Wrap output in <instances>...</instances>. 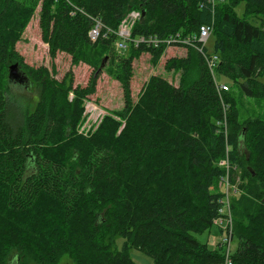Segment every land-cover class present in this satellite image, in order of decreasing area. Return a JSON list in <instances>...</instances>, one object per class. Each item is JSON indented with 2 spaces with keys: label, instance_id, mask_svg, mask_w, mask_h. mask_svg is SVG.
Listing matches in <instances>:
<instances>
[{
  "label": "trees",
  "instance_id": "16d2710c",
  "mask_svg": "<svg viewBox=\"0 0 264 264\" xmlns=\"http://www.w3.org/2000/svg\"><path fill=\"white\" fill-rule=\"evenodd\" d=\"M131 11L140 14L133 39L196 42L199 28L211 27L214 74L196 49L172 43L195 52L166 63L181 70L179 83L152 75L133 100L134 58L148 53L156 63L166 46L129 44L119 64L121 111L83 135L84 100L96 93L101 58L117 61L114 32ZM36 12L51 59L62 53L72 64L93 65L86 85L74 86L70 71L56 80L44 67L24 65L16 44ZM96 19L105 37L93 42ZM15 62L39 88L32 109L11 92L8 67ZM216 76L236 86L237 96L234 88L219 89ZM262 76L264 0H0V256L6 253V264L12 257L57 264L62 256L73 264H135L127 251L134 248L154 264H224V252L192 233L223 217L218 183L227 176L234 184L238 169L226 228L237 239L230 259L264 264V120H240L237 100L264 99Z\"/></svg>",
  "mask_w": 264,
  "mask_h": 264
},
{
  "label": "rangeland",
  "instance_id": "374dc122",
  "mask_svg": "<svg viewBox=\"0 0 264 264\" xmlns=\"http://www.w3.org/2000/svg\"><path fill=\"white\" fill-rule=\"evenodd\" d=\"M38 10L39 9H37V12ZM243 10L244 4L241 3L237 6L235 12L238 16H242ZM37 12L30 21L29 25L26 27L22 35V39L16 44V50L22 56L24 65L29 68L36 69L39 67H44L48 74L56 80H61L63 76L70 71L74 77V86L86 85L90 75L94 70L93 65L82 60L77 64H72L71 57L62 53L57 54L54 59H51L48 54L47 45L44 44L40 39ZM212 44L213 36H210L205 43L208 54H211L213 51ZM115 54L117 56V61L114 63L113 61L110 62V56H103L101 58L100 66L96 72V75H98L96 93L84 100V113L78 125V132L82 133L83 135H90L97 128L104 116L115 115L116 113L120 112L123 107L122 89L119 81V64L120 61L128 57L129 52L122 54L115 51ZM188 54L192 55L193 58L195 56V52L191 50V48L166 47L163 55L156 63H153L151 56L148 53H141L138 55V57L134 58L132 62L133 77L130 83L133 100L137 99V95L140 92L142 86L152 75L161 76L177 85L181 77V70L169 71L166 68V63L173 57L185 58ZM86 57L92 58V55L87 54ZM22 66L23 64H20L21 69L26 71L22 68ZM259 80L264 83V76L260 77ZM216 81L218 84L226 85L229 87V89L231 88L233 90L234 88L233 92L235 93V96H237L236 86L231 87L232 84L228 82V80L216 76ZM10 88L11 92L20 103L29 107L30 109L33 108L39 97V88L34 82L28 88L11 83ZM70 98H72L71 94L68 96V99ZM237 100L240 120H244L249 117H259L264 120V99L258 100L239 96L237 97ZM240 177L241 171L238 169H233L231 180L235 183L231 184L229 182V184H227L225 182L221 183V181H219L218 189L223 194L226 188L231 186L235 187L236 184L240 182ZM236 196L237 195L234 192L229 190L230 203ZM224 228L225 225L221 226L213 224L210 230L200 234L192 233V236L195 237L199 242L205 243L209 249L218 251L223 255L225 250L220 251L218 244L220 243L223 236H226V232L223 230ZM123 242L124 241L122 238L116 237L114 247L117 250H121L124 246ZM236 245L237 239L233 237L230 243V254L234 252ZM127 251L129 257L135 264H154L150 257L134 248H128ZM7 258L8 257L6 253L2 257L0 256V264H6ZM57 264L73 263L69 257L62 256Z\"/></svg>",
  "mask_w": 264,
  "mask_h": 264
},
{
  "label": "built area",
  "instance_id": "2783aa9c",
  "mask_svg": "<svg viewBox=\"0 0 264 264\" xmlns=\"http://www.w3.org/2000/svg\"><path fill=\"white\" fill-rule=\"evenodd\" d=\"M214 1V0H211ZM140 19V14L138 12L132 11L128 14L127 17H125L121 23L119 24V27L115 33L117 36V39L114 42V50L118 53H125L127 51L128 45L133 44L135 47H138L139 45H147V46H153L158 47L159 45L163 44L166 47H169L172 43H179L182 45H186L189 47H193L196 49L204 58L211 74H214V67L215 64L218 62V57L216 55H209L204 51L205 43L209 39L211 35V27L209 26H202L198 30L197 38H195L196 42L191 41L190 38H180L178 35H171L168 38L165 39H159L154 36H139L135 39L131 37V30L134 24ZM102 23L99 20H95L94 26L90 29L88 32V36L91 41H96L101 35L102 37H105V34H102ZM219 89L227 91L228 87L226 85H219ZM219 165L222 167H225L228 172V162L227 160H221L219 162ZM227 183L229 184V180L227 179V176L224 180L221 181V183ZM237 185V184H236ZM236 187V186H235ZM234 186L228 187L224 191L223 196V208L221 210V214L223 217H220L214 221V224L216 225H225V228L223 229L226 232V228L231 223V217L229 213V190L231 192H235ZM229 189V190H228ZM225 216V217H224ZM230 243H231V236L230 234L226 233V236H223L221 239L219 245L225 250V262L224 264H232L230 259Z\"/></svg>",
  "mask_w": 264,
  "mask_h": 264
},
{
  "label": "water",
  "instance_id": "95a60500",
  "mask_svg": "<svg viewBox=\"0 0 264 264\" xmlns=\"http://www.w3.org/2000/svg\"><path fill=\"white\" fill-rule=\"evenodd\" d=\"M8 83H15L25 88H28L31 85L29 77L19 68L17 63L8 67ZM8 264H18L17 258L12 257Z\"/></svg>",
  "mask_w": 264,
  "mask_h": 264
}]
</instances>
